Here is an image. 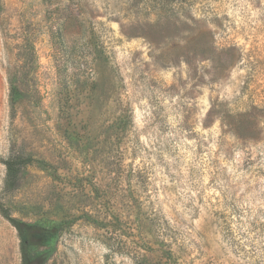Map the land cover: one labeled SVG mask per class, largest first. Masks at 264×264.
<instances>
[{"label": "rangeland", "instance_id": "obj_1", "mask_svg": "<svg viewBox=\"0 0 264 264\" xmlns=\"http://www.w3.org/2000/svg\"><path fill=\"white\" fill-rule=\"evenodd\" d=\"M0 202L30 264H264V0H0Z\"/></svg>", "mask_w": 264, "mask_h": 264}, {"label": "trees", "instance_id": "obj_2", "mask_svg": "<svg viewBox=\"0 0 264 264\" xmlns=\"http://www.w3.org/2000/svg\"><path fill=\"white\" fill-rule=\"evenodd\" d=\"M11 79L12 78L10 77V83L12 82ZM11 92V105L14 107L17 100L16 95H18V90L15 86H12ZM29 164L30 160L24 157L10 158L5 162L7 170L4 186L5 193H10L17 187L18 183L21 181L22 169ZM0 213L17 229L19 233L23 264H30L29 254L31 248L43 246L57 236L58 227L56 225L22 223L12 217L10 211L2 204V202H0Z\"/></svg>", "mask_w": 264, "mask_h": 264}]
</instances>
